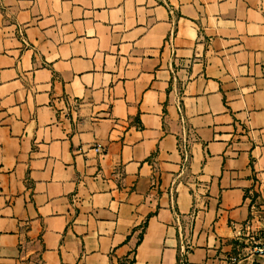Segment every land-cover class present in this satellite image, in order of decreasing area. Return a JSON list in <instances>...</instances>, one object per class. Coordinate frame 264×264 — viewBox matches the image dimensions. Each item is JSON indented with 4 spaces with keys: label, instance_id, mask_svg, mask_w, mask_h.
Returning <instances> with one entry per match:
<instances>
[{
    "label": "crops",
    "instance_id": "obj_1",
    "mask_svg": "<svg viewBox=\"0 0 264 264\" xmlns=\"http://www.w3.org/2000/svg\"><path fill=\"white\" fill-rule=\"evenodd\" d=\"M254 199L264 0H0V264H231Z\"/></svg>",
    "mask_w": 264,
    "mask_h": 264
},
{
    "label": "rangeland",
    "instance_id": "obj_2",
    "mask_svg": "<svg viewBox=\"0 0 264 264\" xmlns=\"http://www.w3.org/2000/svg\"><path fill=\"white\" fill-rule=\"evenodd\" d=\"M252 202V208L250 209L247 220L243 227L236 233V238H232V242L234 243H232L231 251L228 252L226 250V253L219 251L216 253L217 260L224 259L219 255L221 254L223 256L225 254L229 258L228 262L233 264L237 260L246 257L247 254H251L253 248L257 247L259 243L264 242V201L254 199ZM262 264H264V257H262Z\"/></svg>",
    "mask_w": 264,
    "mask_h": 264
},
{
    "label": "built area",
    "instance_id": "obj_3",
    "mask_svg": "<svg viewBox=\"0 0 264 264\" xmlns=\"http://www.w3.org/2000/svg\"><path fill=\"white\" fill-rule=\"evenodd\" d=\"M253 250L260 257H264V242L259 243Z\"/></svg>",
    "mask_w": 264,
    "mask_h": 264
}]
</instances>
